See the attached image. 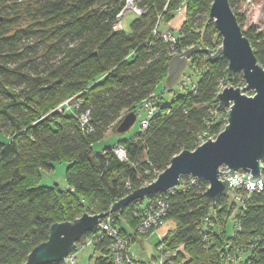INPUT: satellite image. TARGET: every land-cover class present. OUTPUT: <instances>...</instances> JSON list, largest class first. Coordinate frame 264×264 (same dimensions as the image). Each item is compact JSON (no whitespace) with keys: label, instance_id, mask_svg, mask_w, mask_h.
Masks as SVG:
<instances>
[{"label":"trees","instance_id":"1","mask_svg":"<svg viewBox=\"0 0 264 264\" xmlns=\"http://www.w3.org/2000/svg\"><path fill=\"white\" fill-rule=\"evenodd\" d=\"M21 1L0 0V264H23L31 249L47 240L52 224L72 221L84 212L106 213L115 201L154 180L173 156L194 150L201 133L206 132V140L226 123V108L215 100L220 83L244 86L241 73L227 76L224 57L210 62L204 53H196L190 60L202 59L203 70L191 82L195 90L189 86L183 94L171 95L166 104L161 103L162 95H154L174 57L191 46L213 50L207 34L208 30L211 36L217 34L208 18L211 0H132L143 13L133 15L127 30L112 29L124 0H34L26 15ZM242 1L228 0L239 26L242 17L235 7ZM9 3L19 18L11 20L6 13ZM178 8L186 18L174 33L171 48L161 39L159 33L167 30L161 31L159 24L173 18ZM27 20V26L19 27ZM243 35L264 68V33ZM31 40L35 45L28 47ZM71 97L80 102L77 108L55 111ZM146 99L155 102L158 111L144 130L93 151L92 144ZM86 110L89 121L82 127L78 116ZM115 145L124 148L125 161L112 153ZM58 162L67 163L66 187L39 185L41 171ZM260 173L264 182V161ZM185 184L165 199L164 220H172L175 227L155 246L180 248L175 264H225L222 254L236 247L242 250L240 259L264 264V186L259 192H241L243 208L231 218L237 205L228 195L211 202L206 182ZM157 194L107 214L128 247L136 236L153 232H136L133 211ZM206 217L213 226L203 242ZM110 244L104 233L91 244L98 253L92 264H112Z\"/></svg>","mask_w":264,"mask_h":264},{"label":"water","instance_id":"2","mask_svg":"<svg viewBox=\"0 0 264 264\" xmlns=\"http://www.w3.org/2000/svg\"><path fill=\"white\" fill-rule=\"evenodd\" d=\"M208 18L221 38L220 47L215 52L198 46L189 47L170 61L165 80L167 85L172 83L193 54L204 53L210 62L224 57L227 61V76L232 78L239 72L244 82L242 89L227 86L215 96L218 105L227 108L224 129L214 140L206 139L194 150H183L173 156L154 180L115 201L108 212H84L72 221L52 224L47 240L33 247L23 264L64 261L71 247L75 243H82L85 234L92 231L106 214L150 194L168 191L183 176L206 182L205 194L211 202L226 195L228 184L220 177L239 170L248 173L250 181L261 177L264 161V68L258 64L228 0H211ZM247 90L252 91L253 95L243 94ZM135 118L134 112L126 113L117 124L116 133L127 131ZM222 167L226 169L225 172L220 170Z\"/></svg>","mask_w":264,"mask_h":264},{"label":"built area","instance_id":"3","mask_svg":"<svg viewBox=\"0 0 264 264\" xmlns=\"http://www.w3.org/2000/svg\"><path fill=\"white\" fill-rule=\"evenodd\" d=\"M182 9L178 8L176 10V15L181 12ZM143 13V11L137 7L132 0H124L122 8L119 10V12L115 16V21L112 25L113 30H121L123 28L122 26V18L126 14H133L135 16H140ZM157 27V25H156ZM155 27V28H156ZM154 28L153 33H156V29ZM161 39L164 43L168 44L171 48L176 43V37L173 32L171 31H164L162 33H159ZM224 88L223 83L221 82L218 87V92H220ZM190 89L195 90V84L190 83ZM217 92V93H218ZM80 105V102L77 100L76 97H71L63 101L56 109V112H65L69 110L72 106H76V108ZM158 108L157 104L153 102L151 99L144 100L139 108L136 110L135 115H139L140 112L144 113V116L139 120V129L144 130L148 126V120L149 118L157 113ZM79 122L82 127H87V123L89 121V111L86 110L82 112L79 116ZM91 130V129H87ZM112 153L115 155V157L123 162L126 160V152L124 148L121 145H115L111 148ZM222 172H225L226 169L224 167L220 168ZM250 175L248 173H245L244 171H236L232 174H227L225 176L220 177L221 180L227 181V192L226 195H228L230 198L233 199V201L236 203L235 211L232 213L231 218H234L235 214H237L242 208H243V200L244 196L241 194L243 193H250V192H259L262 189V186L254 187L252 189H249L247 187V183L251 182L253 184H260L263 182L262 178L260 177L256 181H250L249 180ZM139 178V176H137ZM239 178L240 183L237 185H233L232 181L233 179ZM180 179H182L180 181ZM188 180V182L193 183L196 178H193L191 176H183L179 178V181L177 185L173 188H171L168 191L158 193L153 198L148 199L144 201V204L139 208L133 211V215L137 218L138 223L136 225V232L137 233H145L151 229L153 231L163 225L165 222L164 217L166 214V203L165 199L167 198L168 194L171 193L174 189L182 190L185 187V182ZM127 187H129L128 184H126ZM207 188V185H206ZM72 190V189H70ZM238 211V212H237ZM112 222V216L111 215H105L103 218H101L98 221L97 226L92 230L93 233L89 237H85L83 241L86 242V244H92L93 242L99 241L102 239V235L107 234L111 238V244H110V253L112 258V264H175L173 259L176 256V252L180 250H168L165 249L161 244H157L155 246L157 255L156 257H153L150 261H139L134 259L128 249V242L125 239V236H122L119 231L115 228H112L111 226ZM213 226L212 221L209 219V217L204 218L202 221V227H201V234H202V241L207 242L209 238V228ZM128 233H131V230H128ZM129 235V234H128ZM162 235L160 236L159 240H161ZM158 240V241H159ZM79 244H74L66 258L64 259L66 264H74L75 262V255L79 249ZM241 252L238 247H236L233 252L229 253V251H225L222 256L224 258L225 264H250V260L240 259ZM186 257V255H184ZM242 260V261H241Z\"/></svg>","mask_w":264,"mask_h":264},{"label":"rangeland","instance_id":"4","mask_svg":"<svg viewBox=\"0 0 264 264\" xmlns=\"http://www.w3.org/2000/svg\"><path fill=\"white\" fill-rule=\"evenodd\" d=\"M34 0H22L20 4H23L21 8V11L26 15V11L30 10V4L33 3ZM16 7L19 6V3H16ZM7 12L10 13L11 20L12 18H19L16 17L14 11H12V5L9 3L7 5ZM16 9V8H15ZM235 12L242 17V23L240 25V28L243 33L250 36V34L253 33H264V0H243L240 4H238L235 7ZM23 15V16H25ZM9 17V16H8ZM10 17L8 19H10ZM27 18V17H24ZM133 18V14H126L122 18V26L124 30L128 29V22ZM186 18V14L183 13V11L179 12L177 15L170 20L161 21L159 24V29L161 31L167 30L171 31L173 33H176V31L181 27L183 21ZM29 20L27 21H21L19 24V27H25L28 25ZM208 20L203 23L201 26V29L199 28V31L203 32V27L207 24ZM196 32V29H195ZM210 31L208 30V36L210 38L211 45L213 50H210L211 52H215L217 48L220 47L221 38L218 36V33L215 35H210ZM219 37V41L218 38ZM28 47H31L35 45V41H28L27 43ZM38 44V43H37ZM192 57V56H191ZM190 57V58H191ZM187 59L185 65L180 70L178 76L176 79L167 85L166 80L163 83H159L156 85L154 90V95H162V104H166L169 101V97L171 95H180L183 94L190 86L191 82L196 81L198 74L203 70L202 59H198L197 56H194L193 61ZM192 65H191V64ZM224 87L231 86L228 82L223 83ZM233 87V86H232ZM242 89L243 86H238ZM246 96H252L253 92H243ZM227 112V108H226ZM144 116L143 112H140L139 115L136 116L134 123L131 125V127L119 134H115L114 129L118 122L113 124L108 131L104 134V136L96 141L94 144H92V149L95 152H99L103 150L104 148H108L112 146L118 139H129L130 137L136 135L139 132V120ZM219 119V117H218ZM226 121V118H225ZM215 122V121H213ZM217 122V119H216ZM224 125L219 129L218 132H216L214 135L208 136L207 139L214 140L216 136L224 129ZM206 135V132L201 133L197 137V145H200L202 142H204V136ZM67 167V163L65 162H58L53 164V168L49 171H41V177L39 179V185H57L59 188H65V170ZM92 214V213H88ZM175 227V223L172 220H166L163 225L157 229H155L149 236L147 237H139L136 236L135 240L130 243L128 249L131 254V256L139 261H150L153 259V257H156L157 252L155 249V244L159 240L160 236ZM227 232L228 235L232 233V228L230 224L227 226ZM79 249L75 255V262L74 264H92L93 259L98 256L97 252H93L91 244L80 243L78 245Z\"/></svg>","mask_w":264,"mask_h":264},{"label":"clouds","instance_id":"5","mask_svg":"<svg viewBox=\"0 0 264 264\" xmlns=\"http://www.w3.org/2000/svg\"><path fill=\"white\" fill-rule=\"evenodd\" d=\"M232 183H233V185H237V184H239V183H240L239 178H237V179H233ZM259 186H264V182H261L260 184H253V183H251V182H248V183H247V187H248L249 189H252V188H254V187H259Z\"/></svg>","mask_w":264,"mask_h":264}]
</instances>
